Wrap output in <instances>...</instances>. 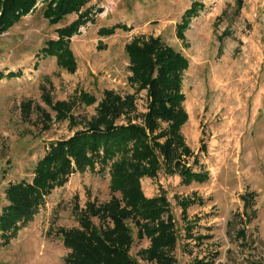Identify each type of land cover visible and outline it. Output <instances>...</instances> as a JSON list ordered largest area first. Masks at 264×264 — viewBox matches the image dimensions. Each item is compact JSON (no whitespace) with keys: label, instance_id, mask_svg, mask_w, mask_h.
Here are the masks:
<instances>
[{"label":"rangeland","instance_id":"obj_1","mask_svg":"<svg viewBox=\"0 0 264 264\" xmlns=\"http://www.w3.org/2000/svg\"><path fill=\"white\" fill-rule=\"evenodd\" d=\"M45 2L36 0L32 12L0 34V72H20L0 79V210L6 205L7 185L29 182L49 143L82 130L103 90L120 96L132 93L124 45L134 38L158 37L187 59L181 81L187 120L180 134L197 158L191 168L206 172L207 178L185 186L177 176L158 171L140 180V190L145 198L162 194L169 203L177 236L170 254L176 264H264V0H198L202 8L189 21L182 41L174 28L189 0H87L91 21L69 39L76 65L72 74L58 70L52 57H37L43 43L55 39V29L75 18L69 15L49 26L41 15ZM112 25L122 27L109 36L96 34L98 28ZM46 80L52 101L69 100L80 90L96 102L74 106L75 126L53 122L41 130L36 114L32 111L26 121L19 106L30 101L52 118L40 100L39 86L47 87ZM145 105L142 90L134 97L133 123L140 122ZM187 162L190 165L191 159ZM107 170L95 164L51 190L31 219L0 247V264H64L68 250L54 230L77 226L74 204L83 208L86 201L109 199ZM242 195L250 196L245 212ZM180 201L191 202L184 215ZM186 225L193 228L191 238H184ZM127 226L132 236L129 256L135 264H154L138 256L148 239L136 240L135 228L129 222ZM237 230L243 231V238L236 237ZM196 235L205 238L196 241Z\"/></svg>","mask_w":264,"mask_h":264},{"label":"trees","instance_id":"obj_2","mask_svg":"<svg viewBox=\"0 0 264 264\" xmlns=\"http://www.w3.org/2000/svg\"><path fill=\"white\" fill-rule=\"evenodd\" d=\"M36 0H0V34L6 32L34 9ZM87 0H46L41 11L42 18L54 26L63 18L74 15L70 23L55 29V39L46 40L39 49L40 59L54 58L58 70L72 74L75 60L68 47L69 39L79 27L91 21V7ZM239 4V1H237ZM202 8L198 0H189V6L175 25V37L183 40L191 18ZM119 25L100 27L98 36H109ZM226 34V33H224ZM127 59V84L132 93L120 96L112 90H103L94 107V115L84 122L80 131L71 136L49 143L47 150L35 162L29 182L8 184L4 189L6 205L0 210V247L6 246L16 231L31 219L44 197L54 188L61 187L68 176L85 169L92 170L97 164L100 170L107 166L109 199L103 203L86 201L83 208L74 204L77 226L56 228L55 234L68 253L64 264H135L128 251L132 236L127 222L135 228L136 240L148 239V247L138 252L143 260L154 264H176L170 254L176 241L174 222L169 214V203L164 195L145 198L140 190L142 178H153L158 171L167 176H177L180 183H202L207 174L193 171L197 164L180 134L187 120L183 109L181 91L182 74L187 59L158 37L145 40L134 38L123 47ZM20 72H8L0 79L18 77ZM39 86L40 100L53 113L42 110L30 101L20 103V113L26 121L33 111L41 130H48L53 122L67 121L76 125L72 110L76 104L88 107L96 102L93 95L77 90L66 101H52L51 85ZM46 87V88H45ZM145 92V112L140 122L133 123L134 97ZM126 120L118 124L119 118ZM163 125V126H161ZM203 152L204 146H200ZM188 159H191L188 165ZM117 194L118 196H115ZM243 212L250 206V196L239 197ZM190 201H180L184 215ZM184 217V216H182ZM92 219L97 221L94 225ZM184 238L193 237L192 229L185 226ZM237 238L243 231L237 230ZM196 241L205 236H194ZM192 264H210L194 261Z\"/></svg>","mask_w":264,"mask_h":264}]
</instances>
